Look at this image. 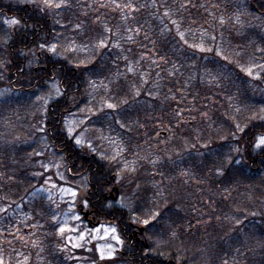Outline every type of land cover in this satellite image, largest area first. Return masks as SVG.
Masks as SVG:
<instances>
[{
	"label": "trees",
	"instance_id": "obj_1",
	"mask_svg": "<svg viewBox=\"0 0 264 264\" xmlns=\"http://www.w3.org/2000/svg\"><path fill=\"white\" fill-rule=\"evenodd\" d=\"M51 3L61 7L0 0L3 264L77 262L61 251L51 204L31 199L57 161L81 199L91 193L105 219L120 221L114 259L93 251L86 262L264 264V0ZM97 84L98 122L120 132L122 158L78 146L66 130L71 115L98 117ZM100 135L91 127L104 151ZM112 187L121 206H108ZM27 233L39 242L18 259L12 245Z\"/></svg>",
	"mask_w": 264,
	"mask_h": 264
},
{
	"label": "rangeland",
	"instance_id": "obj_2",
	"mask_svg": "<svg viewBox=\"0 0 264 264\" xmlns=\"http://www.w3.org/2000/svg\"><path fill=\"white\" fill-rule=\"evenodd\" d=\"M226 16L234 21H237L239 18V14L234 12L227 13ZM102 87H105V85L97 84L95 87L96 100L94 104L97 105V111H95L94 114H98V117L96 115V118L92 119L91 111H88V114L71 115L65 120V127L68 135L74 137L75 142L77 140L80 141L79 144L76 143L78 146L86 145L90 147L92 152L98 155H106L107 153L113 158H122L125 149L120 132L110 125L108 121L102 120V124H99L98 122L100 118H102V115L99 114V111L102 109V104L97 94L101 93L99 89ZM58 89L55 90V92H57L56 95H59L60 93ZM101 96L102 95H100V97ZM49 99H51V97L47 96L48 101ZM91 127L97 128L98 134H101V146L104 148V151L99 150L98 146L94 145L93 136H90ZM141 157H144L143 153L134 155L125 163V165H133ZM46 170L49 171L50 174L45 184L33 192L31 199H46L55 212V218L59 224V228L65 227L68 229L63 234L58 232L59 236L65 240L66 244V246L61 248V251H68L70 255L74 256L71 258V260H77L74 264H95L93 262H86L92 259L88 254L93 251H96L99 257L101 256V253H103L105 257H107L109 253H112L113 256H115L122 246V240L117 228L113 225H103L100 227L89 226L84 220L82 214L79 213L80 205L84 206L85 203L83 202V199L80 202L81 197L79 191L65 183V170L63 169L62 163L58 161L50 163L47 165ZM73 193H75V195H73ZM111 205L121 206L122 203L120 201L116 204L112 202ZM77 217L79 218L77 219ZM112 229H115L116 231L113 232ZM116 237H119L121 243H117ZM13 242L14 241L12 240L10 241V243ZM27 242L37 243L39 240L36 235L27 233L24 240H22L19 245H12L15 251H18V259L25 256ZM74 245H76V247H74ZM78 249L84 250V255L80 256L74 253V251Z\"/></svg>",
	"mask_w": 264,
	"mask_h": 264
},
{
	"label": "flooded vegetation",
	"instance_id": "obj_3",
	"mask_svg": "<svg viewBox=\"0 0 264 264\" xmlns=\"http://www.w3.org/2000/svg\"><path fill=\"white\" fill-rule=\"evenodd\" d=\"M111 201V196H110V192L108 194V197ZM92 195L91 193H89V197L83 200V202L85 203L84 205V220L88 223L89 226L91 227H100L103 225H113V226H117L116 223H119L120 221L116 222L115 221V217H113L112 219L110 218H106L104 217L103 213L98 210L95 206L94 201H92ZM108 206H113L111 205V202L108 203ZM116 222V223H115ZM132 232V230H131ZM130 237H137L136 233H133L130 235ZM138 240V238H137Z\"/></svg>",
	"mask_w": 264,
	"mask_h": 264
},
{
	"label": "snow or ice",
	"instance_id": "obj_4",
	"mask_svg": "<svg viewBox=\"0 0 264 264\" xmlns=\"http://www.w3.org/2000/svg\"><path fill=\"white\" fill-rule=\"evenodd\" d=\"M44 4H45L46 7H53V6H54L55 8H60V7H61V4H55V5H53V4L51 3V0H44ZM11 23H13V24H18L19 21L12 20ZM100 46H101V47H106L107 45H105V44H103V42H101V45H100ZM41 47H43V45H41ZM50 50L54 52V51H55V48L53 47V48H51ZM201 51H204V49L201 48ZM248 75H252L251 71H249ZM107 108H108V109H115V105L109 103V104H107ZM76 143L79 144L80 141L77 140ZM261 146H264V137H260V138H259V142H258V144H257V147H261ZM73 195H75V193H73ZM159 216H160V214H159V213H156L155 215L152 216V220H156L157 217H159ZM78 218H79V217H77V219H78ZM144 224L147 226V225L150 224V221H149V220H145V221H144ZM66 230H68V229H66L65 227H60V228H59V232H60L61 234H63ZM73 230H74V229H73ZM112 231L115 232L116 230H115V229H112ZM81 238H83V237H81ZM116 240H117V243H121L119 237H116ZM74 247H76V245H74ZM100 258H101V259H105V258H107V259H114V256H113L112 253H109V255H108L107 257H105V256L103 255V253H101ZM0 264H3V261H2V260H0Z\"/></svg>",
	"mask_w": 264,
	"mask_h": 264
},
{
	"label": "water",
	"instance_id": "obj_5",
	"mask_svg": "<svg viewBox=\"0 0 264 264\" xmlns=\"http://www.w3.org/2000/svg\"><path fill=\"white\" fill-rule=\"evenodd\" d=\"M114 200H118L119 198V189L117 187H114L112 192H111V195H110ZM81 200V199H80ZM83 208L84 206L83 205H80L79 207V213L80 214H84V211H83ZM138 228V232L140 235H143L144 234V230L145 228L143 226H139L137 227ZM140 241V239L138 240Z\"/></svg>",
	"mask_w": 264,
	"mask_h": 264
}]
</instances>
